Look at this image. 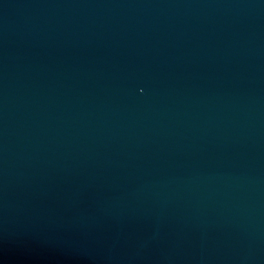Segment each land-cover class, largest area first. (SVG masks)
I'll return each mask as SVG.
<instances>
[{
  "label": "water",
  "instance_id": "obj_1",
  "mask_svg": "<svg viewBox=\"0 0 264 264\" xmlns=\"http://www.w3.org/2000/svg\"><path fill=\"white\" fill-rule=\"evenodd\" d=\"M0 148L183 264H264V0H0Z\"/></svg>",
  "mask_w": 264,
  "mask_h": 264
}]
</instances>
